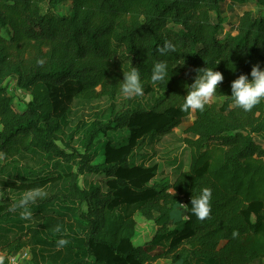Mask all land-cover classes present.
Here are the masks:
<instances>
[{
    "label": "trees",
    "instance_id": "1",
    "mask_svg": "<svg viewBox=\"0 0 264 264\" xmlns=\"http://www.w3.org/2000/svg\"><path fill=\"white\" fill-rule=\"evenodd\" d=\"M228 2L260 12L226 29ZM165 41L176 52L161 55ZM161 60L168 80L153 83ZM257 64L264 70V0H0V218L20 207L10 195L38 192L27 205L79 203L88 225L80 264H264V101L246 112L230 98ZM133 66L148 108L118 104ZM206 67L223 74L212 99L224 101L194 111L183 159L165 174L157 148L192 115L181 106ZM205 187L211 211L200 220L191 200ZM64 223L49 215L43 228L57 234ZM25 247L17 239L7 254Z\"/></svg>",
    "mask_w": 264,
    "mask_h": 264
},
{
    "label": "rangeland",
    "instance_id": "2",
    "mask_svg": "<svg viewBox=\"0 0 264 264\" xmlns=\"http://www.w3.org/2000/svg\"><path fill=\"white\" fill-rule=\"evenodd\" d=\"M46 13H49L47 7H43ZM253 10L255 13H259V9L256 8L254 3L247 4L245 6L235 5L231 2L226 3L223 10V18L226 19L225 28H233L238 22L239 17L245 12ZM14 86H11V88ZM16 93L14 108L19 111H23L26 106L22 101L24 94L22 92ZM127 98L121 95L118 98V104L123 106ZM133 107H149V99L147 97L133 98ZM216 101L221 104L224 100L211 99L209 103ZM88 106V105H85ZM106 104H97L93 106L92 112L88 113L84 118L85 125L89 121L94 119V111L104 110ZM87 110L86 108L81 109ZM81 116H78L80 118ZM194 111L192 115L185 119L181 126L176 128L157 148L156 161L160 164H164L165 174L169 171L167 167L168 161H174V159L182 158L185 154L184 140L189 137L185 131L194 122ZM86 127H84L83 131ZM67 133V132H66ZM67 138V135H63ZM82 136V133L80 137ZM76 146L77 143L75 142ZM25 159H21L23 164ZM45 161H35L37 169L51 170L52 163L47 164ZM49 166V168H48ZM66 171L71 170L70 166L65 165ZM84 184V182H82ZM59 191V185L49 187L44 190V193H56ZM42 192V193H43ZM23 196L10 195V200H20ZM32 215L28 219L21 218V212L24 208L18 207L8 214H5L0 218V262L7 259V253H9V245L15 242L17 239L20 243L26 244L24 251L25 257L22 258L20 264H80L81 260L85 259L84 243L85 233L88 229L86 222L79 218L80 205L63 197H59L51 204H31L25 206ZM55 215L64 218V225L60 228L57 234H49L43 228V222L46 216ZM177 217H184V211H178ZM174 226L171 227L173 229ZM66 240L67 243L60 245L58 241ZM253 264H260L259 261Z\"/></svg>",
    "mask_w": 264,
    "mask_h": 264
},
{
    "label": "clouds",
    "instance_id": "3",
    "mask_svg": "<svg viewBox=\"0 0 264 264\" xmlns=\"http://www.w3.org/2000/svg\"><path fill=\"white\" fill-rule=\"evenodd\" d=\"M159 52L161 55L174 53L176 47L171 42L165 41ZM197 73L194 83L188 86V94L184 97L181 106L183 111L199 110L203 112L205 106L217 94L218 86L224 79L223 74L214 70V67L197 69ZM250 75L251 79H249L248 74H241L231 85L232 94L230 98L232 103L246 112L251 111L257 104L264 101V70L257 64L253 66ZM168 76V62L166 60L154 62L151 75L152 82H165L168 80ZM119 91L128 99L144 95V81L137 67L133 66L127 71L124 70V80L119 83ZM39 194L38 192H28L23 196L19 202V206L24 208V211L21 212V218L28 219L31 217L32 213L25 206ZM211 199L212 192L207 187L201 189L199 195L192 197L191 210L198 219L204 220L209 216ZM58 243L64 245L67 241L62 239Z\"/></svg>",
    "mask_w": 264,
    "mask_h": 264
},
{
    "label": "built area",
    "instance_id": "4",
    "mask_svg": "<svg viewBox=\"0 0 264 264\" xmlns=\"http://www.w3.org/2000/svg\"><path fill=\"white\" fill-rule=\"evenodd\" d=\"M184 206L185 205L183 204V207ZM21 256H22V258L25 257V254H24L23 250L7 254L8 264H20Z\"/></svg>",
    "mask_w": 264,
    "mask_h": 264
},
{
    "label": "crops",
    "instance_id": "5",
    "mask_svg": "<svg viewBox=\"0 0 264 264\" xmlns=\"http://www.w3.org/2000/svg\"><path fill=\"white\" fill-rule=\"evenodd\" d=\"M153 264H170V261L169 260H165V259H162V260H159Z\"/></svg>",
    "mask_w": 264,
    "mask_h": 264
},
{
    "label": "water",
    "instance_id": "6",
    "mask_svg": "<svg viewBox=\"0 0 264 264\" xmlns=\"http://www.w3.org/2000/svg\"><path fill=\"white\" fill-rule=\"evenodd\" d=\"M26 101L29 103L30 102V96L26 97Z\"/></svg>",
    "mask_w": 264,
    "mask_h": 264
}]
</instances>
